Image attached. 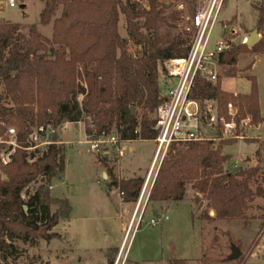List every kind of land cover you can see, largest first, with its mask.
<instances>
[{
    "label": "trees",
    "instance_id": "trees-1",
    "mask_svg": "<svg viewBox=\"0 0 264 264\" xmlns=\"http://www.w3.org/2000/svg\"><path fill=\"white\" fill-rule=\"evenodd\" d=\"M40 1L39 23L51 25L50 38L35 25L27 27L25 34L21 25L0 19V154L7 147L10 129L15 142L9 161L3 164L0 160V264H8L16 240L49 243L60 239L53 229L71 213L68 201L52 197L49 191L50 182L64 173V148L50 134L45 150L38 151L30 137L36 133L45 139L47 126L56 129L64 123H82L86 136L116 135L121 144L152 142L157 134L153 113L162 102L159 72H165L166 62L187 55L188 25L196 12V0H191V16L184 25L183 11L159 0H148L147 6L139 0ZM255 9L260 39L252 47L242 44L223 52L217 60L219 66L237 65L243 53L264 55V4ZM121 19L137 55L129 53L128 41L120 36ZM249 81L248 94L234 95L221 90L218 77L215 83L196 78L191 99L201 105L206 101L217 104L214 137L170 147L150 191L149 204L178 203L189 188L195 202L206 201L200 218L192 213L193 222L248 219L250 204L264 198V170L260 166L226 170L230 156L223 149L235 141L223 139L221 121L232 120L227 112L230 104L237 112L232 121L236 135L247 117L252 127L263 122L256 80L249 77ZM204 119L202 115L201 124ZM11 149L9 146L7 151ZM101 162L109 188L122 194L123 203H135L144 179H118L106 158ZM38 179L45 183L26 197L29 186ZM262 220L259 234L264 229V214ZM107 264H113V259ZM169 264L187 261L171 259Z\"/></svg>",
    "mask_w": 264,
    "mask_h": 264
},
{
    "label": "rangeland",
    "instance_id": "rangeland-1",
    "mask_svg": "<svg viewBox=\"0 0 264 264\" xmlns=\"http://www.w3.org/2000/svg\"><path fill=\"white\" fill-rule=\"evenodd\" d=\"M3 1L0 0L1 3ZM159 1L183 11L186 25L187 18L191 16V0ZM15 2L16 8H9L3 3L0 7V19L21 25L25 34L27 27L35 25L43 36L51 37V25L44 27L39 23V15L43 9L40 0ZM139 4L147 6L148 0H139ZM260 4H264V0H227L219 23L214 27L211 44L225 39L229 44L226 51L242 45L248 34L257 28L258 13L255 8ZM21 5H25L26 9H20ZM119 33L128 41L129 53L137 55L138 50L129 40L122 19ZM260 37L259 32V39ZM237 61L235 66L218 67L217 77L220 79L221 90L223 88L224 92L235 93L234 95L248 94L251 89L249 77L255 79L259 107L263 113L261 116L264 118V55L243 53ZM160 76L162 78L161 71ZM202 105L205 108L202 107V112L212 107L211 113L218 118L219 112L215 102ZM202 115L206 118L205 114ZM245 120L250 122L249 117ZM201 126L200 130L207 137H214L215 125L209 127L204 119ZM83 129L82 123L71 124L66 130L62 127L56 128L54 133L65 150V170L60 178L50 182L49 187H53V190L49 191L56 199H66L71 207L68 219L61 220L53 229V232L59 233L60 239L49 243H23L16 240L13 242L15 252L7 258L8 264H107L108 260L114 259L116 253L113 250L120 246L130 212L122 213L124 205H120L121 209L118 211L117 191L111 194L110 198L107 197V193L113 190L108 186L110 180L103 177L106 170L101 159L108 158V167L113 169V174L118 179H130L135 176L144 179L149 166L144 157L150 159L155 148L151 141L128 142L120 145L121 156L110 153L103 157L89 152ZM238 129L240 133L236 135V128L232 125V129H224L222 134L224 140L235 141L223 149V154L230 156L226 170L255 166L264 170V120L257 127L248 125L244 129L239 126ZM48 140L50 139L47 136L45 139H30V143L37 145L38 151H44V143ZM215 142L218 143L216 140ZM6 146L0 154L2 163L3 160L7 161V157L14 151L15 142L12 136ZM9 146L12 149L7 151ZM130 147L134 148V151H130ZM257 151L260 153L259 157L256 155ZM43 183L44 180L38 179L31 184L25 193L26 197ZM251 188L254 190L255 185ZM200 201H194L193 192L188 188L186 199L176 205L164 208V204L161 207L149 204L144 213L142 227L132 238L126 264H169L171 259H184L187 264H264V229L259 234L263 224L264 198L255 199L250 204L246 221H216L213 224L197 219L192 221L188 202L193 204V215L200 218L206 205V201ZM54 210L53 207L52 211ZM157 211L156 216L154 213ZM159 216H167L168 220L154 227L146 225L151 219H157ZM231 245L239 249L241 256L228 262ZM202 258L205 259L204 262L200 261Z\"/></svg>",
    "mask_w": 264,
    "mask_h": 264
},
{
    "label": "built area",
    "instance_id": "built-area-1",
    "mask_svg": "<svg viewBox=\"0 0 264 264\" xmlns=\"http://www.w3.org/2000/svg\"><path fill=\"white\" fill-rule=\"evenodd\" d=\"M3 3L9 8L17 7L15 0H4L2 3L0 2V7ZM226 3L227 0H196V12L191 18L190 26L187 30L191 33L188 53L183 58L171 60L165 64V72L162 73V78L159 82L162 102L153 113L155 120L154 130L157 132L155 139L152 141L155 150L152 157L146 160L149 166L144 175V184L139 192L137 201L129 204L130 217L120 246L113 259V264H126L127 262V254L132 238L142 227L145 217L144 213L149 205L150 191L155 183L160 164L170 147L213 139L212 137H207L200 130L202 127L200 119L203 113L206 116L205 120L208 126H216L218 123L217 115L214 116L211 113L212 107L206 109V112H202L203 105L196 100H192L190 94L197 77L213 83L217 80L219 67L217 60L219 55L227 50L229 44L226 43L225 39L211 44V36L215 29L214 27L219 23L222 9ZM222 29L224 28L222 27ZM211 102L213 101H206L203 104H210ZM227 112L231 119L237 114L230 104L227 105ZM221 122L223 129L227 131L232 129V125H234L233 123L224 124L223 121ZM248 124L249 121L244 119L240 126L244 129ZM70 125L71 123H64L60 127L66 130ZM55 130L47 126L45 133L48 136L54 134ZM40 131L43 132L42 129ZM9 133L14 136L13 129H10ZM37 138L36 133L30 137V139L34 140H37ZM86 139L85 143L89 146V152L92 154L105 157L113 153L121 156V143L116 135H90L86 136ZM44 144L46 145L47 143ZM12 145L14 146V143ZM33 149L31 148L30 150ZM8 157L7 161L3 160L4 164L9 161ZM49 189L52 188L49 187ZM111 189L117 191L114 188ZM118 197L123 202L121 193H118ZM166 220H168L167 216H159L157 219H151L146 225L154 227Z\"/></svg>",
    "mask_w": 264,
    "mask_h": 264
},
{
    "label": "water",
    "instance_id": "water-1",
    "mask_svg": "<svg viewBox=\"0 0 264 264\" xmlns=\"http://www.w3.org/2000/svg\"><path fill=\"white\" fill-rule=\"evenodd\" d=\"M25 6L21 5L20 9L24 10ZM259 40V30L258 28H256L255 30H253L252 32H250L247 36V38L244 41V45L247 47H252L253 45L256 44V42ZM131 111L133 112L134 109L131 108ZM4 179V177H3ZM231 255L229 257H227V261L231 262V261H235L237 260L240 256L241 253L239 251L238 248H236L234 245H231Z\"/></svg>",
    "mask_w": 264,
    "mask_h": 264
},
{
    "label": "crops",
    "instance_id": "crops-1",
    "mask_svg": "<svg viewBox=\"0 0 264 264\" xmlns=\"http://www.w3.org/2000/svg\"><path fill=\"white\" fill-rule=\"evenodd\" d=\"M25 6V5H24ZM24 9H26V6H25V8ZM47 38H50V37H47ZM254 66V65H253ZM160 73V72H159ZM160 78H161V76L159 77L158 76V80H159V82L161 81L160 80ZM223 84V83H222ZM222 87V86H221ZM222 90H223V88H222ZM224 91V90H223ZM233 94H235V93H233ZM261 113H262V111H261ZM263 114V113H262ZM83 132H84V129H83ZM84 136H86L85 135V133H84ZM58 143H59V145H63L61 142H59V141H57ZM125 143H128V142H125ZM123 144V143H122ZM121 147V146H120ZM130 149V151H134V148H132V147H130L129 148ZM108 158H106V160H107ZM146 160H147V158L146 157H144V161L146 162ZM108 163V162H107ZM109 164V163H108ZM112 171H113V169H112ZM103 177L104 178H107V175H106V173H105V175H103ZM137 176H135V177H131V178H136ZM130 178V179H131ZM143 178V177H142ZM126 179H129V178H126ZM52 190H53V187H52ZM113 193H116L115 191H111V192H109V193H107V197H111V194H113ZM186 195H187V192H186ZM186 195H185V199H186ZM117 197H118V194H117ZM118 199H119V197H118ZM184 199V200H185ZM183 200V201H184ZM180 202H182V201H180ZM180 202H178V203H180ZM121 203V204H120ZM178 203H171V202H165V203H162L161 205H159V206H163V204H164V208H166V207H168V206H170V205H176V204H178ZM118 205H117V208H118V211L121 209L120 208V205H124L125 206V209H123L122 210V213H124V212H126V213H128L129 212V204H126V203H123V202H121L120 201V199H119V203H117ZM188 204H189V209H190V215H191V218H192V207H191V205H193V204H191V203H189L188 202ZM213 215V214H212ZM195 218H196V216H195ZM55 233V232H54ZM57 234H59V233H57ZM86 264H88V263H86Z\"/></svg>",
    "mask_w": 264,
    "mask_h": 264
}]
</instances>
